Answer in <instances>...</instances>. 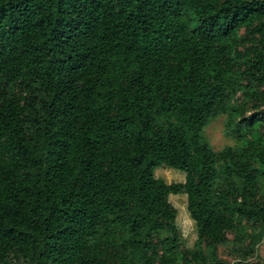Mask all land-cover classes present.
Returning a JSON list of instances; mask_svg holds the SVG:
<instances>
[{
  "label": "trees",
  "instance_id": "1",
  "mask_svg": "<svg viewBox=\"0 0 264 264\" xmlns=\"http://www.w3.org/2000/svg\"><path fill=\"white\" fill-rule=\"evenodd\" d=\"M222 115L241 145L215 152ZM263 240L264 0H0V264H264Z\"/></svg>",
  "mask_w": 264,
  "mask_h": 264
},
{
  "label": "rangeland",
  "instance_id": "2",
  "mask_svg": "<svg viewBox=\"0 0 264 264\" xmlns=\"http://www.w3.org/2000/svg\"><path fill=\"white\" fill-rule=\"evenodd\" d=\"M225 116H218L212 120L203 130L207 142L215 152L221 151L225 147L237 148L241 145L240 141L225 135L223 124ZM158 167L154 170V176L161 179L166 184L183 183L185 180V173L176 169ZM168 201L176 210L175 225L180 231L184 246L191 248L196 240V228L194 222L190 219L186 209L185 195H169ZM229 238H232L229 235ZM227 247H220L218 249V256L221 259L231 261L227 255ZM260 260L264 262V240L258 245L256 254L252 261Z\"/></svg>",
  "mask_w": 264,
  "mask_h": 264
}]
</instances>
